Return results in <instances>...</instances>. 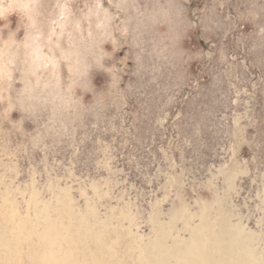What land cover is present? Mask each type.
<instances>
[{"label": "rangeland", "instance_id": "rangeland-1", "mask_svg": "<svg viewBox=\"0 0 264 264\" xmlns=\"http://www.w3.org/2000/svg\"><path fill=\"white\" fill-rule=\"evenodd\" d=\"M0 264H264V0H0Z\"/></svg>", "mask_w": 264, "mask_h": 264}, {"label": "bare ground", "instance_id": "bare-ground-1", "mask_svg": "<svg viewBox=\"0 0 264 264\" xmlns=\"http://www.w3.org/2000/svg\"><path fill=\"white\" fill-rule=\"evenodd\" d=\"M222 222H223V220H222ZM226 222V221H225ZM208 225V224H207ZM226 229V228H225ZM225 234H226V232H225ZM217 235V234H216ZM228 239V238H227ZM226 240V239H225ZM224 242H226V241H224ZM191 245V244H190ZM229 249H230V251L232 250V247H228ZM147 249V248H146ZM223 249V248H222ZM229 249H228V251H229ZM225 251V250H224ZM173 252V251H172ZM171 252V253H172ZM220 252V251H219ZM233 252H234V250H233ZM222 253V252H221ZM225 253V252H224ZM146 254H147V252H146ZM175 254H176V252H175ZM220 255H222V254H220ZM226 255H228V254H226ZM144 256V255H143ZM173 257V256H172ZM219 257V256H218ZM229 257V256H228ZM170 258H171V256H170ZM230 258H232V257H230ZM145 259V258H144ZM220 259V258H219ZM229 259V258H228ZM170 260V259H169ZM157 261V260H156ZM200 262H203V260L202 259H200Z\"/></svg>", "mask_w": 264, "mask_h": 264}]
</instances>
